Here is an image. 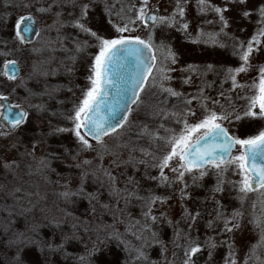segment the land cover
Returning a JSON list of instances; mask_svg holds the SVG:
<instances>
[{
    "label": "snow or ice",
    "instance_id": "snow-or-ice-1",
    "mask_svg": "<svg viewBox=\"0 0 264 264\" xmlns=\"http://www.w3.org/2000/svg\"><path fill=\"white\" fill-rule=\"evenodd\" d=\"M12 9L0 55L36 14L48 38L0 81L27 103L0 128V264H174L200 223L218 264H264V0H0V22ZM176 34L225 59L181 64Z\"/></svg>",
    "mask_w": 264,
    "mask_h": 264
},
{
    "label": "rangeland",
    "instance_id": "rangeland-1",
    "mask_svg": "<svg viewBox=\"0 0 264 264\" xmlns=\"http://www.w3.org/2000/svg\"><path fill=\"white\" fill-rule=\"evenodd\" d=\"M11 12L12 15L7 18V23L0 22V35L2 36L1 38L3 39V41H8V47H11L12 41L16 39L14 35V27L18 15L24 14L22 12H18L15 9H12ZM6 15L7 14L5 12L0 11V17H4ZM36 22L38 26V31L40 33L39 36L36 35L31 42L17 41V47L22 50L17 55H7V56L0 55V81L13 83L12 81H8L7 76L5 75L6 61H10V60L18 61L20 66V75H24L25 72L29 70L28 65L32 62V59H34V57L31 56V49L33 48V46L40 47L41 45L46 43L48 36L44 29L45 20L42 19L39 14H36ZM252 31H253V27L249 25L247 31L243 34L241 38H245L249 36L252 33ZM1 46L3 47V45ZM174 46L180 49V51L184 53V55L181 58V64H183L184 62L199 63L205 60H213V59L223 61L225 59L222 56L202 55L200 50L202 46L191 44V42L185 40L179 34H176ZM2 47L0 48L3 50ZM91 51H94V49ZM229 62L232 63L233 65L236 64L235 59H232ZM80 72H81V78L77 80L78 83L83 82V75H82L83 68H81ZM254 75L255 72L249 73V76H254ZM208 79L209 80L213 79V76L209 74ZM49 80L53 84L57 83V81L66 83L67 78L64 76H57V77H49ZM185 90H190V89H188V86H185ZM74 91H77V94H79L78 90L74 89ZM0 92H3L5 94V96L11 101L12 105L15 106L17 104H20L25 108H27V103L23 99L24 92L22 89H18L16 93H13L11 92L10 89L4 86V87H0ZM60 96L61 98L74 99L71 93H67V92H61ZM50 103H54V102H50ZM0 112H1V107H0ZM29 112L30 115L28 119L31 120L34 118L35 113L32 110H29ZM0 128H6V126L0 122ZM235 178L238 179V177ZM84 211H85V207L83 205L77 208V214L83 213ZM136 211H138V209L134 208L133 212L135 213ZM167 234H170V230H166V235ZM208 234L211 235V233ZM191 236L192 239L187 241L181 238V245H182L181 248L174 249V251L176 252V256L172 258L174 260V264H185V262H187V264H218V262L220 261V252L216 251L213 253L211 257H209L208 255L209 249L205 244V229L202 223L197 225V228L192 231ZM197 243L201 244L202 246L199 248L197 252H192L191 249L195 247ZM198 254L202 255L199 261L196 260V256Z\"/></svg>",
    "mask_w": 264,
    "mask_h": 264
},
{
    "label": "water",
    "instance_id": "water-1",
    "mask_svg": "<svg viewBox=\"0 0 264 264\" xmlns=\"http://www.w3.org/2000/svg\"><path fill=\"white\" fill-rule=\"evenodd\" d=\"M33 31L31 33H24L23 35L26 37V40H24L25 42H31L35 36L37 35V31H38V26H37V22L36 19L33 22ZM20 70V69H19ZM5 71L8 72L9 69L5 67ZM0 104L3 105V107H1V112H0V122L3 123L6 127L8 126V120L5 119V117H9V118H14L16 113L19 112V109L15 106H13L11 104V101L7 98V99H0ZM11 107V111H9V108ZM201 254H198L196 256V260L199 261L201 259Z\"/></svg>",
    "mask_w": 264,
    "mask_h": 264
},
{
    "label": "trees",
    "instance_id": "trees-1",
    "mask_svg": "<svg viewBox=\"0 0 264 264\" xmlns=\"http://www.w3.org/2000/svg\"><path fill=\"white\" fill-rule=\"evenodd\" d=\"M2 36L0 35V42H3V39L1 38ZM2 45V43H0V47H2L1 46ZM3 48V47H2ZM0 50H2L1 48H0ZM12 58H14V57H12Z\"/></svg>",
    "mask_w": 264,
    "mask_h": 264
}]
</instances>
